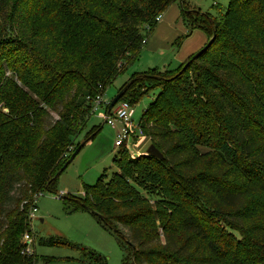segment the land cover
I'll list each match as a JSON object with an SVG mask.
<instances>
[{
  "label": "trees",
  "instance_id": "1",
  "mask_svg": "<svg viewBox=\"0 0 264 264\" xmlns=\"http://www.w3.org/2000/svg\"><path fill=\"white\" fill-rule=\"evenodd\" d=\"M184 1L0 0V264H36L24 236L34 237L39 197L96 136L75 147L95 99L140 58L157 18ZM182 15L188 34L212 43L119 91L118 103L133 107L159 91L139 127L164 158L120 147L110 182L105 173L86 185L81 205L64 200L119 239L124 264H264V0H228L219 20ZM35 50L50 64L29 59Z\"/></svg>",
  "mask_w": 264,
  "mask_h": 264
},
{
  "label": "rangeland",
  "instance_id": "2",
  "mask_svg": "<svg viewBox=\"0 0 264 264\" xmlns=\"http://www.w3.org/2000/svg\"><path fill=\"white\" fill-rule=\"evenodd\" d=\"M227 6L228 0H185L183 6L180 4V8H185L188 12L200 10L202 13H210L217 20L225 13ZM189 40L190 38H185L183 43ZM203 47L194 54H197ZM186 51L188 48L182 50V52ZM177 52L176 47L162 48L155 54H148L147 50L143 51L142 56L126 67L107 88L103 96L104 102L111 103L136 73L154 68L160 69V71L177 70L185 62L176 57ZM28 55L30 56V54ZM29 59L32 61L41 60L47 65L50 64L38 50H35L33 58L29 57ZM176 74L172 73L168 77H175ZM158 93V90L151 91L134 105L133 122L136 126L139 125L144 112ZM103 107H100L91 116L87 127L76 140L75 147L97 132L96 136L86 143L62 173L57 188L51 193L43 194L38 199V212L32 219L34 236L32 238L35 242L30 245V251L36 256V264H95L94 259L85 256L74 247L75 245L87 248L102 256L106 264H124L126 254L130 259V252L124 248L116 236L100 225L94 216L82 208L73 211L72 206H69L68 202L64 200L81 205L85 202L81 198H84L86 185H96L105 173L104 183L106 184L114 178L116 173H119L118 165L114 160L119 155L120 148L115 146V142L122 126L118 124L117 128H113L105 123L107 111L105 106ZM5 111L8 112V110ZM53 118H57L55 113H53ZM135 137V140H129L127 148L132 157H139L147 153L152 141L143 131L141 134L137 131ZM199 150L202 153L209 152L206 147H200ZM210 152L212 153V149ZM52 238L66 241L68 244L48 246L43 243V240Z\"/></svg>",
  "mask_w": 264,
  "mask_h": 264
},
{
  "label": "crops",
  "instance_id": "3",
  "mask_svg": "<svg viewBox=\"0 0 264 264\" xmlns=\"http://www.w3.org/2000/svg\"><path fill=\"white\" fill-rule=\"evenodd\" d=\"M188 32L189 29L183 20L180 2L174 3L164 13L162 21L158 23L154 31L149 35L146 44L141 50L140 56H142L145 50H147L148 54H155V52H158L162 48L168 49L170 47H176V50L178 49L176 57L186 62L195 55L194 53L196 51L203 46L205 47L209 42V35L204 31L198 30L190 34ZM185 38H190V40L183 43ZM186 48H188V51L182 52Z\"/></svg>",
  "mask_w": 264,
  "mask_h": 264
},
{
  "label": "built area",
  "instance_id": "4",
  "mask_svg": "<svg viewBox=\"0 0 264 264\" xmlns=\"http://www.w3.org/2000/svg\"><path fill=\"white\" fill-rule=\"evenodd\" d=\"M162 16H159L157 18V22H161ZM146 43V42H144ZM109 103L104 102V97L99 96L95 99L94 102V113L100 108V107H107ZM135 114L134 107L130 105L127 102H120L116 104V106L113 108V111H111L110 114H106L105 119L106 123L113 128H117L118 124L122 126L120 131L117 135V140L115 142V146L120 148L123 146L128 145L129 140L133 139L135 140V135L137 131L141 134L142 130L139 127V125H135L133 122V116ZM38 212V208L35 207L32 210V219L34 218L35 214ZM24 241L29 242L32 244L34 242V239L31 237V235H25ZM27 253H31L30 247L26 250Z\"/></svg>",
  "mask_w": 264,
  "mask_h": 264
},
{
  "label": "water",
  "instance_id": "5",
  "mask_svg": "<svg viewBox=\"0 0 264 264\" xmlns=\"http://www.w3.org/2000/svg\"><path fill=\"white\" fill-rule=\"evenodd\" d=\"M213 39L209 42V44L207 45V47L212 43ZM199 54H197L196 56H198ZM195 56V57H196ZM126 89V88H125ZM122 90L115 98L114 100L110 103V106L108 108V113L112 111V109L116 106V104L118 103V101L122 98V96L125 94L126 90ZM106 123V120H105ZM85 144H82L72 155L71 157L68 159L67 163L65 164V166L63 167V169L60 171L59 174H62V172H64L67 167L73 162V160L77 157V155L80 153V151L82 150L83 146ZM147 154L150 156H153L157 159H163L164 155L157 149V147L155 145H151L148 150H147Z\"/></svg>",
  "mask_w": 264,
  "mask_h": 264
}]
</instances>
